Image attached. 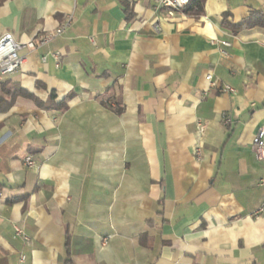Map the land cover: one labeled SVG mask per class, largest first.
Masks as SVG:
<instances>
[{
	"label": "crops",
	"instance_id": "0c3cea01",
	"mask_svg": "<svg viewBox=\"0 0 264 264\" xmlns=\"http://www.w3.org/2000/svg\"><path fill=\"white\" fill-rule=\"evenodd\" d=\"M259 11L0 0V37L19 43L70 17L0 81V264H264V27L221 25ZM52 96L62 110L40 105Z\"/></svg>",
	"mask_w": 264,
	"mask_h": 264
},
{
	"label": "built area",
	"instance_id": "2783aa9c",
	"mask_svg": "<svg viewBox=\"0 0 264 264\" xmlns=\"http://www.w3.org/2000/svg\"><path fill=\"white\" fill-rule=\"evenodd\" d=\"M190 0H155L156 9H167L169 11H182L189 4ZM70 26V17L66 18L65 21L54 31L47 33H40L35 35L33 38L29 39L25 43H19L13 40L9 33H6L0 37V81L5 77L15 73L18 71L22 65L23 57L18 54V51L22 48H26L28 50L36 49L37 47H41L49 43L55 37L61 35L65 32V30ZM223 46H228L229 43L221 42ZM222 54H225L224 51H221ZM206 79L209 81L211 76L208 75ZM220 92L224 93H233L234 90L229 86L221 87ZM223 121L225 125L229 124V120L223 116ZM199 132L203 130V126L198 123ZM200 148L201 145L198 143L194 147V155L196 157H200ZM252 151L255 159L258 162L264 163V125L261 126L253 139L252 143ZM24 164L27 167H34V162L30 156H27L24 159ZM260 186L264 187V179L259 182ZM264 213V200L260 207L254 211L252 214L254 217ZM15 236L22 237L25 241L28 239L23 235L21 229L19 227L14 228ZM24 260V257L21 256L20 262Z\"/></svg>",
	"mask_w": 264,
	"mask_h": 264
},
{
	"label": "trees",
	"instance_id": "16d2710c",
	"mask_svg": "<svg viewBox=\"0 0 264 264\" xmlns=\"http://www.w3.org/2000/svg\"><path fill=\"white\" fill-rule=\"evenodd\" d=\"M202 9V0H190L189 4L186 8L183 9L185 14H199ZM228 16L225 15L222 19L221 25L223 28L230 30L232 33L237 34L241 31L248 30L255 27H264V12H254L244 19H242L239 23H232L227 20ZM51 100H54V97H50L49 104H42L41 106L46 107L47 109L53 110H62L64 108L63 100L58 103H53ZM1 102V99H0Z\"/></svg>",
	"mask_w": 264,
	"mask_h": 264
}]
</instances>
